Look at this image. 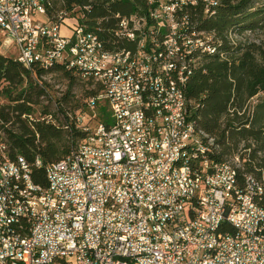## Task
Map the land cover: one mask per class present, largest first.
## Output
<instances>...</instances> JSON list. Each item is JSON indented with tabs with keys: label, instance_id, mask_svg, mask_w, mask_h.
<instances>
[{
	"label": "built area",
	"instance_id": "2783aa9c",
	"mask_svg": "<svg viewBox=\"0 0 264 264\" xmlns=\"http://www.w3.org/2000/svg\"><path fill=\"white\" fill-rule=\"evenodd\" d=\"M196 2L160 0L150 22L142 17V50L108 56L97 35L78 32L76 22L68 27L70 36L61 35L66 15L48 22L44 1L0 0L1 43L13 46L27 69L62 64L100 86L86 99V111L68 115L64 128L72 126L79 137L70 144L74 157L45 166L51 191L33 183L23 158H0V188L10 194V202L0 197V264H264V208L258 205L264 188L257 177L244 173L239 179L212 156L192 161L193 178L183 175L179 144L191 143V150L203 145L190 136L191 102L178 97L173 72L183 68L185 78L187 67L179 60L196 57L200 63L213 42L208 34L190 33L186 17L176 20L174 13ZM130 25L122 18L116 34L132 42ZM175 30H183L186 44L176 43ZM150 32L162 33L159 65H152ZM191 47H201L200 56H191ZM130 52H137L136 63H128ZM154 69L166 71L174 102L159 99ZM141 72H148V85H140ZM255 100L247 102V117ZM99 102L106 103L105 122L97 120ZM164 107H172V118L162 116ZM124 118H131L130 129H123ZM180 118H187V127H180ZM164 120H173V129L164 128ZM35 166L43 165L36 159ZM160 203H169V210L156 212ZM4 216L16 219L17 231L4 226ZM214 223H223V230L209 236Z\"/></svg>",
	"mask_w": 264,
	"mask_h": 264
},
{
	"label": "trees",
	"instance_id": "16d2710c",
	"mask_svg": "<svg viewBox=\"0 0 264 264\" xmlns=\"http://www.w3.org/2000/svg\"><path fill=\"white\" fill-rule=\"evenodd\" d=\"M159 1L44 0V5L48 22L56 23L60 13H67V20L71 18L85 32L95 33L104 49L115 53L134 51L137 47L136 41L116 34L120 20L137 16L150 22L149 13ZM214 1L216 4L210 6L208 0H197L195 5H182L174 13L176 20L186 17L190 33L210 35L211 46L217 49L215 54L202 53L200 63L197 59L183 86L184 96L191 102L189 118L214 140L211 156L216 162L238 157L241 170L233 167L239 179L244 173L261 178L264 177V44L246 43L244 36L264 30V5L255 6L256 0ZM162 33L154 32V36L162 40ZM200 54L199 51L194 56ZM56 73L67 81L65 92L58 98L41 81L44 76ZM76 85L82 89L80 97L72 94ZM99 92L100 86L75 68L57 64L47 70L36 65L27 69L14 56L0 52V158L10 162L23 158L33 183L45 188V166L61 160L71 141L79 137L72 126L64 128L70 122L68 115L86 111V99ZM255 98L247 117V102ZM48 104H54L55 112L49 110ZM97 109V120L105 122L106 103L99 102ZM36 159L41 161V168L35 166ZM258 205L264 208V194ZM226 230L234 232L229 226Z\"/></svg>",
	"mask_w": 264,
	"mask_h": 264
},
{
	"label": "bare ground",
	"instance_id": "6f19581e",
	"mask_svg": "<svg viewBox=\"0 0 264 264\" xmlns=\"http://www.w3.org/2000/svg\"><path fill=\"white\" fill-rule=\"evenodd\" d=\"M44 1V0H41ZM131 26L130 32L133 34V40L137 42V47L134 51H140L144 47V42H146V25H144V19H138L130 17ZM77 23V22H76ZM76 29L78 32H85L78 24H76ZM182 30H175L176 43L186 44L185 33H181ZM149 40L151 44L154 45L155 56L152 58V65H159V61H163L165 57V46L163 44V39L159 40L154 36V32L149 33ZM201 52V47H191V56L195 53ZM203 52L210 54L217 53L216 47H210L208 49H203ZM101 54L108 56L118 55V52L110 53L101 47ZM15 60L22 64L21 58L15 57ZM197 59L195 57H189L187 60H179V67H187V72H185V78L183 73V68H175L173 72L174 86L177 87V93L179 98H185L183 92V86L185 85V79L192 74L193 67L196 65ZM137 62V52H130L128 54V63ZM25 68L26 65L22 64ZM154 76H157L158 81V96L159 99L166 100L167 102H174V97H176V90L171 89L169 76H167L166 71H161V69H154ZM140 85H148V72H141ZM124 100H131V93H124ZM162 116L164 118H172V107L162 108ZM180 127H187V118H180ZM131 128V118L123 119V129ZM164 128L173 129V120H164ZM189 132L191 138L203 146H193L191 150V143H180L179 153L181 154V163H183V175L184 178H193L192 161H200L207 157H211L214 140L208 137L205 133L200 131L196 124L189 118ZM65 157H74V147H70L68 153ZM216 166H224L226 170L230 172H235L233 165L230 162H216ZM47 186L44 191H51L50 175L46 174ZM257 185L264 188V177L257 178ZM0 197H2L3 202H10V194L7 188H0ZM169 210V203H160L156 205V212H166ZM4 226L7 227L9 231H17L18 223L13 216H4ZM23 226H30V218H23ZM223 230V223H214L213 228L209 229V236H216L221 234Z\"/></svg>",
	"mask_w": 264,
	"mask_h": 264
},
{
	"label": "rangeland",
	"instance_id": "374dc122",
	"mask_svg": "<svg viewBox=\"0 0 264 264\" xmlns=\"http://www.w3.org/2000/svg\"><path fill=\"white\" fill-rule=\"evenodd\" d=\"M255 6L259 5L262 6L264 5V0H256V3L254 4ZM67 16V13H64ZM70 20H66L64 22V25L61 27L60 29V34L64 35V36H70V31L68 29V27L73 23L71 21V18H68ZM4 39V36H1V40H0V52L3 54H6L10 57L13 56L11 51H7L5 52V46L2 45L1 41ZM244 40L245 42H250V43H259V44H264V30L258 31L256 33H252V34H245L244 36ZM41 81L45 82L46 84L49 85L50 89L55 93V96L58 98L59 96H61L62 93L65 92L66 90V86H67V81L65 79L62 78V76L58 73L56 74H50V75H46L44 76ZM86 88V87H85ZM82 93V89L81 87H79V85H76L73 89H72V94L80 97ZM44 104H47V102H45ZM49 105V110L51 112H55V107L54 104H48ZM238 157H234L232 159H230V163L232 165H234V167H242V162L240 159H235ZM232 161V162H231Z\"/></svg>",
	"mask_w": 264,
	"mask_h": 264
},
{
	"label": "crops",
	"instance_id": "0c3cea01",
	"mask_svg": "<svg viewBox=\"0 0 264 264\" xmlns=\"http://www.w3.org/2000/svg\"><path fill=\"white\" fill-rule=\"evenodd\" d=\"M7 51H11L14 57H15L16 54H17V53H16V50H15V48H14L13 46H10V47L6 48V49H5V52H7Z\"/></svg>",
	"mask_w": 264,
	"mask_h": 264
}]
</instances>
